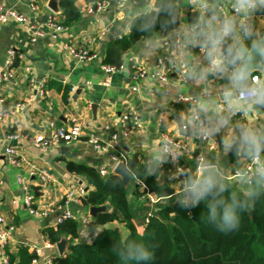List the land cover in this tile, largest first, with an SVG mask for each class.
<instances>
[{"label": "crops", "instance_id": "crops-1", "mask_svg": "<svg viewBox=\"0 0 264 264\" xmlns=\"http://www.w3.org/2000/svg\"><path fill=\"white\" fill-rule=\"evenodd\" d=\"M38 1L39 6L35 11L30 8V0H0V8L26 13L32 22L43 25L53 11L48 6L49 0ZM178 2L181 8V25L171 34H180L183 41L175 54L189 66L187 83H183L175 75H172L168 83L149 76L144 77L138 84L132 79V73L142 67L147 75L154 70L156 55L164 51L160 47L161 35L144 38L127 51L124 54L126 70L116 73L109 81L101 70L109 43L129 33L132 19L153 9L155 0H148L145 7L130 1L118 4L116 0H111V6L105 13L91 11L93 2L79 0L81 17L69 25L68 30L57 39L46 35L33 40L31 33L17 25L0 27V66L6 63L9 49H14L21 62L30 64L35 77L45 81L48 89L45 97L30 100L27 75L25 77L22 74L0 87V98L4 100V105L15 109L13 115L0 121V177L3 179L0 187V214L16 227L10 242V251L13 253L18 252L21 247L33 252L32 247L37 246L43 253L40 261L53 253L54 249L47 246L48 239L43 230L46 227H56L59 215L66 209L78 216L80 233L85 238L87 230H83L81 222L83 217L89 215V208L82 202L70 201L65 204L64 194L66 186L71 182L83 183L88 191L92 187L80 176L71 173L66 162L84 163L99 171L106 168L109 172L113 171L115 165L109 154L97 151L86 136L73 143L57 144L45 152L40 150L33 143L34 136L45 130L52 120L71 126L74 120L81 119L90 128L100 130L111 123L119 122L123 115L128 114L138 119L141 125L136 126L130 120L129 135L123 139L122 145L130 155L139 153L140 160L148 166V173L155 177L162 188L171 187L174 195L186 190L182 173L177 171L173 161L161 150V135L167 132L182 140L188 148L180 161L181 165L185 166L198 150L199 153H204L207 165L217 168L222 180L231 179L238 190L250 192L247 183L242 185L241 179H232L231 175L253 156L250 155L252 146L249 138H255L258 154L264 158V87L257 97L249 100H239L234 94H229L222 102L225 106H220L222 89L237 90L234 76L223 69L212 71L208 68L214 57L220 59L223 68L230 66L234 69L237 66L239 61L231 62L223 57L221 42L223 38L230 37L232 31H238L239 37L247 42L239 33L241 21L239 18L221 19L212 16L205 28L195 29L189 23V12H205L210 4L204 0ZM234 2L244 9L248 5V0ZM55 14L62 23V10ZM250 20L254 32L252 38L262 36L264 14H254ZM69 41L81 47L90 46L97 56L78 63L64 48ZM256 73L260 75L264 85V72ZM67 88L69 92L65 94ZM180 92L197 99V110L210 123V138L207 141L202 142L198 137L193 106L175 102V97ZM94 104H97L95 109L92 107ZM177 115H180L183 125H189L187 130L179 128ZM239 126L242 130L238 129ZM12 133L20 137L12 139L9 137ZM102 136L107 138L108 134L104 132ZM10 146L18 150L21 165L10 163L6 153ZM42 172L47 173L51 181L43 182L40 178ZM20 176L30 182L37 207L49 208L47 215H34L29 212L23 202V188L18 182ZM134 189L135 187H130L128 197L134 208L135 220L142 225L146 217L154 213L157 203L144 197H136ZM163 199L161 203L167 201V198ZM60 205L64 206L60 208ZM90 219L93 217L89 216ZM106 227L118 228L124 237L130 233L125 224L119 221L110 222ZM0 264H3L1 250Z\"/></svg>", "mask_w": 264, "mask_h": 264}, {"label": "trees", "instance_id": "trees-1", "mask_svg": "<svg viewBox=\"0 0 264 264\" xmlns=\"http://www.w3.org/2000/svg\"><path fill=\"white\" fill-rule=\"evenodd\" d=\"M78 1L61 0L62 24L69 26L79 20L82 11ZM138 4L145 7L148 0H138ZM249 12L252 15L264 14V6L249 9ZM212 16L223 19L216 5H208L205 12L191 11L188 19L191 25L198 24L203 29ZM180 25L178 0H155L153 9L132 19L129 33L109 43L102 64L121 66L124 54L142 39L156 37V32L162 28L169 32L178 30ZM251 40L252 35L247 43L250 44ZM221 49L231 62L239 61L231 37L222 39ZM68 92L67 88L65 94ZM123 150L127 152L124 147ZM198 153V150L195 151L193 158L185 166L182 165L186 190L167 198L165 203L160 202L164 200L161 198L153 215L142 225L135 220L129 191L120 176L112 171L103 176L94 166L67 161V169L92 187L87 190L82 203L87 208L108 205L109 209L89 220L87 238L81 235L80 222L75 218L66 219L56 227H46L43 232L48 241L56 244L66 237L70 242L65 254L55 256L54 264H119L114 250L123 248L128 239L143 241L149 248L150 259L141 264H264V190L257 189L253 183L250 192L245 193L228 178L221 183L212 182L211 190L206 194L208 203H214L220 196L218 189L221 185L226 186L238 200L236 212L240 216L239 226L227 233L218 230L216 221L210 219L206 202L196 199L193 188L198 180ZM126 166L134 181L146 186L145 189L140 184L135 187L136 197L141 198L147 192L161 196L162 187L148 173V166L140 160L139 153L129 154ZM113 221L125 224L129 235L124 237L118 228L106 227ZM35 257L34 252L21 247L16 253L10 252L9 264H31Z\"/></svg>", "mask_w": 264, "mask_h": 264}, {"label": "built area", "instance_id": "built-area-1", "mask_svg": "<svg viewBox=\"0 0 264 264\" xmlns=\"http://www.w3.org/2000/svg\"><path fill=\"white\" fill-rule=\"evenodd\" d=\"M116 1L118 4H122L126 1H130L135 5L138 4V0ZM94 4L96 8L95 10L90 8L91 11L93 10L95 12L105 13L111 6V0H96ZM261 4L262 6H264V0H248V5L244 9L243 7L235 3L234 0L216 1V6L221 12L224 19L239 18V20L241 21L239 33L242 35V37L246 38V40H248L254 33L250 26V19L252 14L249 12V9L255 10L259 6H261ZM38 6V0H30V8L33 11L37 10ZM8 24L17 25L18 27H21L25 31L31 33L33 40L46 35H50L51 37L57 39L61 33L67 31L69 28L58 20L54 12H50L45 23L43 25H40L38 23L32 22L26 13L18 12L15 10H4L0 8V27ZM193 27L196 29L198 28V25L194 24ZM161 30L162 34L160 38V47L164 51L161 54L156 55L154 70L149 75H147V71L143 67L132 73L131 77L136 84H138V82L141 81L144 77L148 76L162 83H168V81L171 80L172 75L177 76V78H179V80L183 83L188 82L189 66L186 61L180 59L175 54L183 43L180 34L172 35L171 32L166 30V28H162ZM225 33L228 34V31H225ZM64 48L78 63L93 59L97 56L96 52L90 46H77L74 42L71 41L65 43ZM222 55L226 60L229 61V58L226 54L223 53V51ZM198 63L201 62L198 61ZM234 66H236V64H234ZM125 68L126 67L124 64L121 66L109 64L101 65V70L105 74L107 81H109L116 73L122 70H126ZM208 68L212 71L223 69L230 72L231 74L234 70L233 67L230 66H226L223 68L218 57L213 58V60L208 64ZM18 74H22L25 77L27 75L30 100H34L38 97H45L48 94L46 82L38 80L35 77L33 67L30 64L22 63L15 50L9 49L8 59L6 63L3 66H0V87L3 83L12 80ZM251 81L253 84H255V86L251 88L235 91L222 89L220 92V106H225V103L222 102L226 100L225 97L229 94H234L235 97L239 100H249L257 97L264 87L260 75L255 73L254 75H252ZM175 102L177 104L185 103L193 106V108L195 109L193 118L195 121V127L198 133V137L202 142L207 141L210 138V123L197 110V99L189 94L180 92L177 93ZM14 113L15 109L6 107L4 105V100L0 98V121L8 119ZM130 120H133V124L136 126L141 125L138 119H136L135 117H131L128 114L123 115L119 122L111 123L110 125H107L105 128L100 130L90 128L88 124L81 119L74 120L71 126L58 124L56 121L52 120L49 121L45 130L37 133L34 136L33 143L36 147L45 152L57 144L73 143L81 137L86 136L88 142L91 143L97 151L106 152L109 154L111 160L115 164V167L120 161L126 163V160L128 158L127 152L123 150L122 141L129 135L130 129L128 123L130 122ZM182 128L184 130H187L189 128V125L184 124ZM119 129H121V132L119 131ZM238 129L242 130V127L239 126ZM104 132L108 134L107 138H104L102 136ZM9 137L12 139H18L20 135L12 133L9 135ZM160 145L162 153L171 161H173L179 173H183L184 168L181 165L180 161L182 157L187 153L188 148L186 144L182 140L170 135L167 132H164L161 135ZM6 153L9 156V161L12 165H21V159L19 158L20 156L18 150L14 146L8 147ZM196 161L198 164V174L202 168L209 166L207 165V159L203 152L198 153V155L196 156ZM258 166H264V158L261 155L256 154L251 156L242 168L233 171L231 178L242 180L243 177H248L246 183L249 187H251V185L253 184L252 177H254ZM99 172L101 175L105 176L109 173V170L106 168H101ZM40 178L43 182L51 181L50 176L45 172L40 173ZM18 182L23 188V202L28 208L29 212L34 215H47L49 212L48 207H37L35 202V195L30 182L26 181L22 176L18 177ZM2 184L3 179L0 177V187L2 186ZM139 184L144 189L146 188L145 184L140 182L138 183V185ZM86 195L87 188L83 183L71 182L66 186V191L64 194L65 204H68L70 201L82 202V198ZM143 197L147 198L152 203H158L162 198L154 195L151 192H147L145 195H143ZM63 206L64 205H60V208ZM152 215L153 213H150L146 217L144 222H147L149 220V217ZM89 216L90 215H87V217H83L82 219L81 223L84 231L87 230ZM74 218L78 219V216L73 211L66 209L64 212H62V214L59 215L57 221L58 223H60L66 219ZM15 232V225L9 223L5 219V217L0 214V250L2 252L3 264H9L10 262V252H12L10 251V242L12 241ZM47 246L50 249H54V252L47 255L45 259H43V261H40V256L43 255L41 248L37 246L32 247L33 252L36 254V257L32 260L31 264H54L53 260L55 256L59 255L56 244L48 241Z\"/></svg>", "mask_w": 264, "mask_h": 264}, {"label": "water", "instance_id": "water-1", "mask_svg": "<svg viewBox=\"0 0 264 264\" xmlns=\"http://www.w3.org/2000/svg\"><path fill=\"white\" fill-rule=\"evenodd\" d=\"M90 2H95L96 0H89ZM207 4L215 5L217 0H204ZM48 6L54 13L61 12V0H49ZM96 6L93 4V10H95ZM63 12V10H62ZM162 30H158L156 32V36L160 37ZM233 46L239 55V63L233 70L234 81L237 90L247 89L254 87L255 84L252 83L251 77L256 72H264L263 65V57H264V34L260 37H253L251 43L248 44L246 41L241 39L238 35V31H232L230 35ZM79 93V91H78ZM93 109L97 107V104H94ZM227 115V114H226ZM225 115V116H226ZM229 119V116H226ZM176 121L180 129H182L183 122L180 115L176 116ZM114 174L121 177L125 187L130 190V187L138 186L133 179L131 172L128 170L126 163L120 161L112 171ZM208 181H212L215 183L222 182V176L215 166L204 167L200 170L198 174V180L194 185V191L198 190V188ZM174 189L171 187H163L161 189L160 195L162 198H168L174 195ZM108 205L101 206H91L89 208V215L93 218H96L100 212L108 210ZM117 212V210H114ZM250 214H252V210H249ZM70 245L68 238L62 237L60 241L56 243V247L59 255H63L66 253Z\"/></svg>", "mask_w": 264, "mask_h": 264}, {"label": "clouds", "instance_id": "clouds-1", "mask_svg": "<svg viewBox=\"0 0 264 264\" xmlns=\"http://www.w3.org/2000/svg\"><path fill=\"white\" fill-rule=\"evenodd\" d=\"M249 143L252 146L250 155L258 154L259 148L256 146L255 138H249ZM252 179L257 189L264 190V166L257 167ZM247 180L248 177H243L241 180L242 185ZM211 187L212 181L200 186L196 191V199L206 202L210 211V219L216 221L218 230L227 233L240 224V216L236 212L237 197L226 186L221 185L218 189L220 196L214 203H208L206 194L211 190ZM244 207L246 208L247 205H244ZM114 251L119 258V264H141V262H147L151 257V252L147 245L143 241L134 239H128L123 248L117 247Z\"/></svg>", "mask_w": 264, "mask_h": 264}]
</instances>
